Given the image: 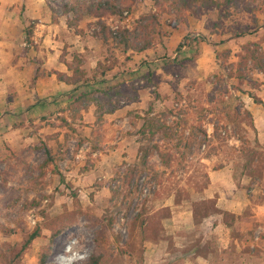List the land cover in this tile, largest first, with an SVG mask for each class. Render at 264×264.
Masks as SVG:
<instances>
[{"label":"rangeland","instance_id":"obj_1","mask_svg":"<svg viewBox=\"0 0 264 264\" xmlns=\"http://www.w3.org/2000/svg\"><path fill=\"white\" fill-rule=\"evenodd\" d=\"M46 1L53 19L66 15L75 33L95 37L93 16L71 26L75 13L63 14L75 0ZM116 2L123 11L106 16L112 30L159 15L155 44L137 52L95 37L98 57L73 53L70 64L99 82L67 110L91 100L97 119L64 120L61 146L42 142L23 160H0V264H39L43 252L47 264L92 252L101 264H264V104L255 101H264V0L210 9ZM131 94L136 107L116 121L113 147H99L104 114L131 104ZM124 137L135 147H118ZM36 227L41 235L23 249Z\"/></svg>","mask_w":264,"mask_h":264},{"label":"crops","instance_id":"obj_2","mask_svg":"<svg viewBox=\"0 0 264 264\" xmlns=\"http://www.w3.org/2000/svg\"><path fill=\"white\" fill-rule=\"evenodd\" d=\"M53 16L46 0H0V160H23L30 145L42 142L49 147L61 146L70 131L64 120L79 127L77 121L93 123L97 119V105L91 100L77 114L67 110L97 85L82 80L61 81L55 71L72 75L69 64L73 53H84L89 48L96 57L104 49L103 43L87 31L75 33L67 23L68 16H60L57 21ZM31 20H37L34 46L25 40V28ZM136 104L104 114L105 136L99 147H113L108 144L113 142L110 138L119 126L116 121ZM134 142L132 137L117 141L118 147H135ZM199 262L211 263L208 257Z\"/></svg>","mask_w":264,"mask_h":264},{"label":"trees","instance_id":"obj_3","mask_svg":"<svg viewBox=\"0 0 264 264\" xmlns=\"http://www.w3.org/2000/svg\"><path fill=\"white\" fill-rule=\"evenodd\" d=\"M125 1V0H123ZM131 2H135L136 0H130ZM184 4H191V5H202L206 8H213L219 7L221 2L220 0H178ZM132 5V3H131ZM123 9L120 7L119 3L116 0H75L74 3L68 5L67 9L64 11L63 14H67L68 12H74L75 16L73 21L69 20V24L71 26L77 25L86 14H89L95 18L94 22L90 23L89 26L93 28V35L97 38L103 40L105 44H109L110 42H114L116 45H122L125 50L132 49L137 52H143L151 48L155 44V32L157 30L158 25H160L159 15L155 12H151L148 14L142 15L137 22V25L133 28L130 27H123L119 26L117 30H112L111 26L106 21V16L117 14L122 12ZM56 21L57 19H53ZM37 20H31L26 25V40L29 43H33V36H34V29L36 26ZM77 32H82L81 30L77 29ZM238 35H241L238 34ZM262 67H264L262 65ZM69 68L74 69L73 75H68L62 73L60 71H55L58 76V79L65 82H79L83 80V82H93L97 83L99 80L97 79V75H94L92 78L83 77L87 75V72L84 69L74 68L72 64H69ZM112 68V65L104 68L105 70H109ZM100 74H106V71H101ZM78 75L77 77H74ZM36 76H38V71L36 72ZM107 92V90L105 91ZM117 94H123L121 90L116 91ZM92 91L85 92L81 96L77 98V102L85 100V98L90 95ZM85 97V98H84ZM137 100L135 95H130L129 102H134ZM255 101L257 103L264 104L263 99L255 97ZM109 112H113L116 108L108 109ZM99 117H102L100 115ZM165 123L155 124L152 123L151 127L154 130L158 128L159 130L162 127H166ZM155 127V128H154ZM145 130V129H144ZM216 131L217 128H216ZM155 132V131H153ZM42 144V143H41ZM48 153V158L44 161L43 166H46L49 161L52 159L50 153V149L46 148ZM147 157L145 161H147ZM64 180V178H63ZM59 231L55 232V235L58 234ZM41 235V228L36 227L32 232L29 233L26 242L23 245V249L27 248L28 245L38 236ZM47 253L43 252L39 259V264H47ZM101 255L96 252L90 253L85 258H80L74 260L72 264H101Z\"/></svg>","mask_w":264,"mask_h":264}]
</instances>
